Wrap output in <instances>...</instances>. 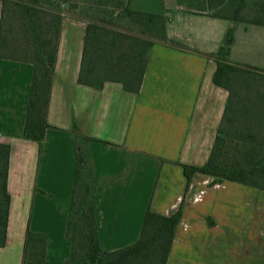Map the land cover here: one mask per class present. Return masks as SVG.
Here are the masks:
<instances>
[{
    "label": "crops",
    "instance_id": "0c3cea01",
    "mask_svg": "<svg viewBox=\"0 0 264 264\" xmlns=\"http://www.w3.org/2000/svg\"><path fill=\"white\" fill-rule=\"evenodd\" d=\"M162 15L167 41L155 42L137 92L118 81H78L87 20L64 15L42 142L25 137L34 65L0 57V141L10 143L11 205L0 264H23L28 229L48 235L50 264L71 255L67 224L79 155L101 246L136 243L149 210L183 216L166 264H264V189L213 183L183 165L210 157L228 101L214 82L234 22L212 16L208 0H123ZM3 0H0V20ZM229 58L264 68V25L237 23Z\"/></svg>",
    "mask_w": 264,
    "mask_h": 264
},
{
    "label": "trees",
    "instance_id": "16d2710c",
    "mask_svg": "<svg viewBox=\"0 0 264 264\" xmlns=\"http://www.w3.org/2000/svg\"><path fill=\"white\" fill-rule=\"evenodd\" d=\"M223 1L208 0L212 16L234 22V25L228 28L219 50L212 54L217 60L214 82L228 90V101L209 160L201 166L186 164L183 166L188 178V186L194 174L202 172L214 176L213 183L232 180L264 189V134L263 136L247 134L252 144L245 152L244 159L229 162L224 156L222 157L226 141L224 125L226 121L231 120L230 111L239 105L237 100L239 84L235 83V80L240 72L253 70L264 72V68L230 60L231 46L235 40V25L245 20L237 10L229 15L214 12ZM43 3H51V0H3L0 20V57L28 61L34 65L25 137L40 143L49 126L47 110L64 16L55 15L53 20L52 18L49 20L48 12L40 8V4ZM33 10L42 14L37 13L38 17L35 18L36 13L34 16L31 14ZM125 10L128 15L142 21L144 24L142 30L158 31L160 33L158 40H140L145 46L133 51V54H128L127 49H118L122 51L120 54L113 49L103 53L96 47L99 27L88 21L79 83L102 87L107 81H118L127 90L135 92L139 90L146 70L149 49L157 41L168 40L166 20L162 15L135 11L127 5ZM252 15L250 23L264 25V4L258 5ZM260 106L264 111V103ZM78 159L77 178L67 224V235L72 249L70 257L64 264H166L177 227L183 216V208L181 207L171 216L149 210L141 236L136 243L113 251L105 250L99 241L91 188L89 184H82L79 180L84 162L82 154ZM9 161L10 143L0 141V246H5L7 243L11 205V195L7 186ZM47 243V234L28 229L23 264H50L47 258Z\"/></svg>",
    "mask_w": 264,
    "mask_h": 264
},
{
    "label": "rangeland",
    "instance_id": "374dc122",
    "mask_svg": "<svg viewBox=\"0 0 264 264\" xmlns=\"http://www.w3.org/2000/svg\"><path fill=\"white\" fill-rule=\"evenodd\" d=\"M262 4L264 0H224L214 12L229 15L237 10L245 20L239 23H250L252 13ZM125 6L122 0H51V3L40 4V8L49 13H47L49 20L51 18L53 20L55 15H76L85 18L87 22L97 24L99 39L96 47L103 53L113 49L120 54L122 52L120 49H127L128 54H133V51L145 46L140 40L156 41L160 33L156 30H142L144 27L142 21L128 15ZM37 13L31 11L35 18L38 17ZM235 83L239 84L237 96L239 105L230 111L231 120L226 121L224 125L226 141L222 157L229 162L244 159L245 152L252 144L247 134L261 136L264 134V111L260 106L264 103V72L254 70L240 72Z\"/></svg>",
    "mask_w": 264,
    "mask_h": 264
}]
</instances>
